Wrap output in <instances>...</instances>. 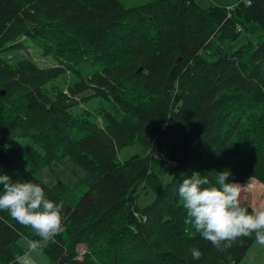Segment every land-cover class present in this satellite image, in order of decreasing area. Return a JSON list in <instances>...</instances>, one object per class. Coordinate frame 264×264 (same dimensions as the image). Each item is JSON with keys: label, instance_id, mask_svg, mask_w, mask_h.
<instances>
[{"label": "trees", "instance_id": "16d2710c", "mask_svg": "<svg viewBox=\"0 0 264 264\" xmlns=\"http://www.w3.org/2000/svg\"><path fill=\"white\" fill-rule=\"evenodd\" d=\"M233 5L0 0V175L63 203L50 264H244L255 233L217 249L178 193L193 172L264 185V0ZM66 158L85 180L37 176ZM39 239L0 211L1 264Z\"/></svg>", "mask_w": 264, "mask_h": 264}, {"label": "clouds", "instance_id": "9594fccd", "mask_svg": "<svg viewBox=\"0 0 264 264\" xmlns=\"http://www.w3.org/2000/svg\"><path fill=\"white\" fill-rule=\"evenodd\" d=\"M230 175L228 170L218 173L215 184H210L208 177L199 172L183 179L178 193L187 210L186 223H191L217 249L222 248L223 242L249 237L252 233L256 242L264 245V204L249 212L240 200L244 186L226 182ZM0 185V211H7L40 237L27 242V251L17 258L16 264H37L32 254H38V250L64 230L63 203L48 199L41 185L31 181H13L8 175H0ZM230 246L223 244L225 248ZM191 255L193 259H200L202 253L193 248Z\"/></svg>", "mask_w": 264, "mask_h": 264}, {"label": "rangeland", "instance_id": "374dc122", "mask_svg": "<svg viewBox=\"0 0 264 264\" xmlns=\"http://www.w3.org/2000/svg\"><path fill=\"white\" fill-rule=\"evenodd\" d=\"M181 1V0H180ZM179 1V2H180ZM199 3L201 6H207L210 3H220L222 5H232L236 0H194ZM122 2V1H121ZM146 1H144L145 3ZM123 3V2H122ZM127 6H133L130 4L123 3ZM141 4V3H140ZM137 5V4H136ZM29 55H31L32 59L37 62L39 65L48 66L52 65L53 61L49 58H46L40 55L38 52L28 49ZM86 171L74 162L71 158H66L61 165L57 167H53L51 170H42L37 173V176L47 182H53L56 177H59L66 181L68 184H73L77 179L85 180ZM239 183L242 186L240 200L241 202H245L250 204L252 208L257 207L261 204H264V185L257 181L256 179H247L243 182H235ZM151 199L150 193L147 196L141 195L138 202L141 205L148 202ZM260 244L256 241L252 244V246L248 249L246 255L243 257L242 262L244 264H258V261L261 260V255L264 256V248L260 249ZM84 249L83 245H78L77 250L81 253ZM259 249V250H258ZM33 258L36 260L37 264H50V259L45 256L41 251L38 250L37 253H33ZM260 255V258H259ZM1 264V263H0Z\"/></svg>", "mask_w": 264, "mask_h": 264}, {"label": "crops", "instance_id": "0c3cea01", "mask_svg": "<svg viewBox=\"0 0 264 264\" xmlns=\"http://www.w3.org/2000/svg\"><path fill=\"white\" fill-rule=\"evenodd\" d=\"M120 1H122L123 3H126V4L136 5V4L144 3V1L147 2L149 0H120ZM169 1H171L172 3H175V4H180L182 2V0L181 1L180 0H169ZM261 258H260L261 260L258 261V264H264V256L261 255Z\"/></svg>", "mask_w": 264, "mask_h": 264}, {"label": "built area", "instance_id": "2783aa9c", "mask_svg": "<svg viewBox=\"0 0 264 264\" xmlns=\"http://www.w3.org/2000/svg\"><path fill=\"white\" fill-rule=\"evenodd\" d=\"M241 1H244V2H246V3H249V0H241ZM233 6H234V5H230V6H228V7H227V10L232 9ZM237 28L239 29V27H237Z\"/></svg>", "mask_w": 264, "mask_h": 264}, {"label": "water", "instance_id": "95a60500", "mask_svg": "<svg viewBox=\"0 0 264 264\" xmlns=\"http://www.w3.org/2000/svg\"><path fill=\"white\" fill-rule=\"evenodd\" d=\"M5 90L4 89H0V96L4 95Z\"/></svg>", "mask_w": 264, "mask_h": 264}]
</instances>
